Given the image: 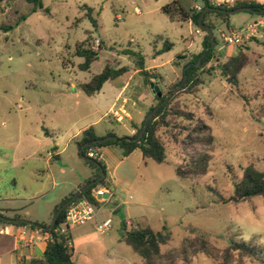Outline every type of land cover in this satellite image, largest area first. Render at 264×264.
Instances as JSON below:
<instances>
[{
  "label": "rangeland",
  "instance_id": "rangeland-1",
  "mask_svg": "<svg viewBox=\"0 0 264 264\" xmlns=\"http://www.w3.org/2000/svg\"><path fill=\"white\" fill-rule=\"evenodd\" d=\"M170 1L41 0L42 8L33 12L24 0H0V27H11L0 29V208L16 209L25 219L28 193L50 189L51 182H40L39 174L49 152L47 143L67 142L89 125L98 133L108 129L121 137L134 134L131 122L138 121L140 103L133 107L120 100L110 107L119 84L135 68L159 75L162 94L181 82V67L172 62L178 55L187 57L182 64L201 53L206 34L169 21L159 9ZM182 1L187 9L200 4ZM253 23L258 24L256 33L239 45L220 40V32H228L224 27L214 32V57L198 72L202 84L181 97L202 129L174 141L164 139L162 163L145 159L137 166L134 183L109 188L105 203L95 201L101 216L97 223L111 220L106 232L89 225L69 227L72 264H261L228 246L242 239L262 247L264 254V194L223 203L234 196L244 169L253 166L264 173V16L240 12L228 19L229 29L241 34ZM86 40L82 48L97 57L82 71L78 65L84 60L76 46ZM94 40L100 42L95 49ZM164 42L172 45L170 50L154 56ZM235 53L246 60L235 77L204 73ZM107 62L128 72L105 83L96 95L85 96L77 84L99 74ZM141 81L133 76L128 89L136 102ZM154 95L143 103L157 106ZM109 158L115 165L116 157ZM133 160L123 159L117 175ZM40 204L34 203L32 210L40 212ZM127 222L165 237L157 254L145 260L122 241Z\"/></svg>",
  "mask_w": 264,
  "mask_h": 264
},
{
  "label": "trees",
  "instance_id": "trees-1",
  "mask_svg": "<svg viewBox=\"0 0 264 264\" xmlns=\"http://www.w3.org/2000/svg\"><path fill=\"white\" fill-rule=\"evenodd\" d=\"M26 3L32 5V11L35 12L36 9H41V0H24ZM240 7H249L254 11H262L264 9V4L255 3L251 0H235L233 3H222L213 4L210 0H201V8L199 10L190 9L186 10L178 0H172L166 3L160 8V12L165 15L169 21L177 23H189L192 27L200 29L198 26L199 15L204 8H209L204 16L202 23L208 26L213 34V41L216 44V39L214 37V32L218 30V27L224 26L228 29V19L229 15L222 11H231ZM89 12H91L89 10ZM253 14V13H250ZM256 15L264 16V14L257 13ZM95 26V22H93ZM10 26L0 27V29H10ZM202 32H204L202 30ZM205 33V32H204ZM85 42H81L76 46V54L83 58V63L78 65V69L82 71H87L90 64L96 59L97 53H94L90 49L82 48ZM171 44L169 42H164L162 48L154 52V56H159L170 50ZM211 43L206 39V35L202 41L203 50L201 53L193 55L190 60L181 64L185 60L186 56L178 55L176 60L172 62V65L179 69L181 67L182 77L186 75V83L184 86L171 93L167 98L166 95L172 91V89L177 85L174 84L167 92L162 94L160 98L154 95L157 105H160L153 118L148 123L145 133L138 142H127L125 138H135L142 127L143 120L146 115L155 107L150 106L144 114L142 121L135 125L131 122V126L135 130L134 134L130 137L117 136L112 130L107 131L104 135L97 134L95 128L90 126L80 132L78 136L73 138L72 142L77 150H80L85 144L95 141L99 138L106 136H115L118 138L117 141H107L100 144H93L86 146L82 149V156L88 158V152H96L97 149L108 146H117L122 150L123 157H127L134 151L138 150L141 152L143 159H152L157 163H162L164 161V139L174 141L178 135H184L191 131L202 129L201 126L194 124L195 120L193 118L192 112L189 111L187 106L183 103L185 98L182 97V93L191 95L195 92L196 87L202 84L199 80L198 75L200 71L208 64L214 57L216 48H210ZM204 53V54H203ZM203 54V55H202ZM202 55L201 66L197 67L196 63L198 58ZM246 64L245 58L239 54H233L229 57V60L223 64H218L216 66H209L207 73L209 75L210 71H217L222 76H230L231 78L244 67ZM189 65V67L184 70V68ZM128 72L126 67H115L111 63L107 62L102 71L99 74L93 75L86 82H80L77 84V88L87 97H92L99 93L105 83L112 82ZM139 76L142 78V85L144 88L149 87L151 80L153 79L155 83L159 86H163V79L159 75L148 74L144 69H140L138 72ZM116 117L113 118V122ZM111 121V122H112ZM193 122V123H192ZM204 127V126H203ZM50 135V134H48ZM89 159V158H88ZM97 162L98 167L85 162L93 171V175L83 182L79 189L88 184L91 181L96 180L100 176V172L104 174L103 178L94 186L89 187L82 193L71 205L77 203L81 199H87L88 201L95 204L94 198L91 196V192L99 187L106 188L105 182V165L100 160L98 156L92 159ZM264 194V173L256 170L253 166H249L244 169L242 173V178L238 182L234 196L228 200H223V203L228 202H241L249 200L253 197H257ZM73 194L64 198L53 210V215L55 212L66 203ZM70 206L66 207L59 214L57 221L50 230L46 229H36L33 226H27L23 223L11 224L13 226L28 227L32 231H40L47 235L46 245L43 252V256L40 259L32 258L28 261H22L20 264H72L73 249L70 245L71 237L69 234V228H66L64 232H60L61 225L63 223L66 211ZM17 218V217H15ZM1 224H5L0 221ZM130 228H127L126 224L122 226L121 239L122 241L130 246L134 252L142 256L143 259L149 258L150 255L158 253V247L161 243H164L165 237L159 232L154 233L150 230H142L137 228L133 223H131ZM43 228L47 226L42 225ZM228 248L238 252L240 256L254 258L264 264V254L263 248L259 245L253 244L251 242H246L239 239L236 243H231ZM228 254V252H226ZM225 254V256H226ZM224 256V258H225Z\"/></svg>",
  "mask_w": 264,
  "mask_h": 264
},
{
  "label": "crops",
  "instance_id": "crops-1",
  "mask_svg": "<svg viewBox=\"0 0 264 264\" xmlns=\"http://www.w3.org/2000/svg\"><path fill=\"white\" fill-rule=\"evenodd\" d=\"M178 1L182 4V6L186 10H190V9L198 10L201 8V0H199L200 1L199 5L190 6L188 7V9L185 7L184 1L182 0H178ZM234 1L235 0H210V2L216 5L222 3L231 4ZM251 1L259 4H264V0H251ZM186 24L191 26L189 23ZM227 31L235 32L234 30L229 29V27ZM144 70L147 73H150V70L152 69H144ZM139 71L140 69L135 68L126 80L121 81V83L119 84L120 85L119 90L114 98V102L110 107V109L112 107L113 108L117 107V103L120 102V100L122 101V104L124 103L130 104L133 107H135L138 103H140L141 107L138 112L139 115L138 121L134 123L135 125H138L142 121L145 112L151 106L152 101L146 104L143 103V100H145L146 97L152 99L153 96L150 88L148 89L143 88L142 81L141 84H138L137 86V90H139L142 93L138 99L139 100L138 102L135 101V95L133 94L131 95L132 92L128 90L131 84L130 83L131 79L133 78V76L139 75L138 74ZM100 120L101 118L95 121V123H91V124H96L100 122ZM82 130L84 129L75 132L72 138L67 142L61 143L59 141H54L52 143L50 142L47 143L49 146L48 147L49 152L47 153V159L44 162L43 171L39 174L40 176H42V181L40 182L42 183L51 182V187L48 191H45L43 188L38 187L33 189L30 193H28L30 194L29 195L30 197L29 199L25 200V202L29 203L27 205L29 207L25 212L24 215L25 219L23 220L40 225L41 227L42 225L49 226L54 216L53 210L56 208V206L64 198L68 197L71 194L74 195L79 190L80 185L93 175L94 171L84 163L83 159L80 158L79 150L76 149V147L72 142L73 138L78 136ZM107 131L109 130L107 129L104 133H98L97 131L96 132L99 135H104ZM45 136H48V134H46ZM110 154L116 157L117 162L115 163V165L114 164L112 165V161H110L109 158ZM132 157H134L133 162L126 163L122 172L119 175H117L116 172L117 168L123 162V159H132ZM99 158L105 165V182H106V188L104 187H99V188L105 189L109 193V197L111 196L110 192L108 191L109 188L117 189L118 185L123 186L130 183H134L136 181L137 166L143 163L145 160L143 159L141 152L138 150L134 151L132 154H130L127 157H123L122 150L117 146H108L99 149ZM52 161L53 163H51ZM42 173H45V175H42ZM34 203H41L40 212L32 210V206ZM16 211L18 210L0 208V215L8 219H22L19 217ZM5 213H9L10 215L6 216ZM100 217L101 216L97 214V217L95 218L94 221L84 225L83 227L89 225L95 227L96 229V226L101 223V222L97 223ZM130 224L131 222L126 223V225H130ZM0 226L7 227L6 232L0 234V264H20V262L28 261L32 258H37V259L42 258L46 245L45 243L47 238L46 234H43L40 231H32L28 227L13 226L11 224H6V223L5 224L0 223ZM80 231H82V234L86 233V230L84 229ZM69 234H70V230H69Z\"/></svg>",
  "mask_w": 264,
  "mask_h": 264
},
{
  "label": "water",
  "instance_id": "water-1",
  "mask_svg": "<svg viewBox=\"0 0 264 264\" xmlns=\"http://www.w3.org/2000/svg\"><path fill=\"white\" fill-rule=\"evenodd\" d=\"M210 9L209 8H204L202 9L200 15H199V18H198V26L201 30H203L206 34V39L209 40V42L211 43V46L210 48H212L215 43L213 41V34H212V31L211 29L208 27V26H205L203 25L202 23V20H203V16L204 14L209 11ZM222 12H225L227 15H233L235 13H240V12H249V13H253V14H257V13H261V14H264V9L262 11H254L252 10L251 8L249 7H240V8H236L234 10H231V11H222ZM204 54V53H203ZM202 54V55H203ZM200 57L198 58V61H199ZM197 61V62H198ZM189 67V65H187L184 70H186L187 68ZM187 77L186 75L183 76L181 82L179 84L176 85L175 88L172 89L171 92H169L167 95H166V98L171 94V93H174L175 91L181 89V87L183 86V84L185 83ZM228 82V80H227ZM149 88L152 90V94H156V96L158 98H160L162 96V93H161V86L157 85V84H150L149 85ZM160 105H157L155 106L147 115L146 117L144 118L143 120V124H142V127L139 131V134L135 137V138H125L124 140L127 141V142H138L141 137L143 136V134L145 133V130H146V127L148 125V123L150 122V120L153 118L154 114L156 113V111L158 110ZM118 138L115 137V136H106V137H103V138H99L95 141H92V142H89L87 144H85L80 150H79V156L81 159H83L84 161L96 166L99 168L98 164L96 161L92 160V159H88V158H85L82 156V149L86 146H90V145H93V144H100V143H104V142H107V141H117ZM104 174L102 172H100V176L99 178H97L96 180L94 181H91L89 182L88 184H86L85 186H83L82 188H80L66 203H64L54 214L53 216V219L51 221V223L49 224V226H47L46 228H43L41 227L40 225H37V224H34L32 222H29V221H26V220H23V219H8V218H5L3 216L0 215V221L6 223V224H17V223H23V224H26L28 226H33L34 228L36 229H46L47 231L52 229V227L54 226L55 222L57 221L58 217H59V214L62 212L63 209H65L66 207L70 206L82 193L85 192L86 189H88L89 187L91 186H94L96 185L102 178H103ZM103 198H107V194L103 196Z\"/></svg>",
  "mask_w": 264,
  "mask_h": 264
},
{
  "label": "built area",
  "instance_id": "built-area-1",
  "mask_svg": "<svg viewBox=\"0 0 264 264\" xmlns=\"http://www.w3.org/2000/svg\"><path fill=\"white\" fill-rule=\"evenodd\" d=\"M199 10V9H198ZM136 12L139 13V10L136 9ZM257 25H248L245 30H242L241 32H244L243 34L237 33V32H220L219 37L220 40L225 44H236L239 45L243 38L247 39L249 36L256 33L255 27ZM196 34H199L200 32L198 30L195 31ZM99 41L94 40L92 44V48H98ZM95 156L99 157V149L96 150V152L89 151L88 152V158L94 159ZM107 194V198L109 197V193L103 189V188H97L92 191V198L96 202L104 203L106 202L107 198H103L104 195ZM98 214V209L96 204L88 201L87 199H81L77 203L70 205L68 210L66 211L63 223L61 225L60 232H64L66 228L69 227H78V226H84L92 221L95 220ZM111 226V220L106 219L105 221L101 222L96 226V229L99 233H104L109 229ZM7 230L6 226H0V234L5 233Z\"/></svg>",
  "mask_w": 264,
  "mask_h": 264
}]
</instances>
